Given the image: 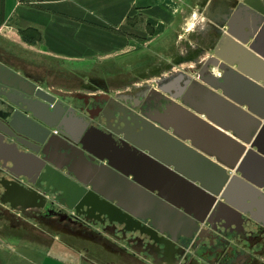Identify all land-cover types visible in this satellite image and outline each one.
Instances as JSON below:
<instances>
[{
    "label": "crops",
    "instance_id": "0c3cea01",
    "mask_svg": "<svg viewBox=\"0 0 264 264\" xmlns=\"http://www.w3.org/2000/svg\"><path fill=\"white\" fill-rule=\"evenodd\" d=\"M263 10L264 0H41L32 6L4 0L0 63L36 82L56 102L60 92L66 94L61 106L63 134L83 149L77 167L84 166L82 176L71 173V178L98 204L89 193L93 186L99 196V190L109 193L112 185L114 205L120 195H126L127 206L135 214L148 221L151 217L146 211H153L155 219L160 215L157 220L162 226L156 236L167 238L173 228L185 240L193 226L167 217L166 210L157 209L146 195H140L138 208L133 207L134 188L107 173L105 165L111 163L127 174L128 181L137 178L156 194L165 176L155 172L158 168L145 155L154 154L179 177L197 182L222 176L219 169L229 178L240 176L234 171L228 174L224 162L246 160L248 178L243 181L248 187L237 182L231 187V195L241 204L231 202L236 207L232 209L240 212V218L231 214V225L234 231L237 223L239 230L226 244L240 245L241 255L231 254L229 263L264 264V162L248 154L250 145L244 139L254 131L252 127L249 133V121H259L256 113L264 112ZM21 30L36 32L40 39L25 43L15 38ZM252 31L255 35L249 38ZM24 151L30 152L15 139L0 140V164L16 170L13 174H20L22 183L34 171L31 164L28 169L21 166ZM151 181L159 186L152 188ZM171 187L168 184L166 190L174 195ZM181 188L175 189L181 208L187 206L185 202L198 208L197 196L183 195ZM11 196V202L0 197V212L12 209L24 215L18 209L22 196ZM112 215L115 221L126 223ZM251 217L254 224L246 223ZM6 223L7 216H0V226ZM128 223L139 232L136 247L122 249L118 246L123 244L117 242L111 243L116 248L110 251L86 249L79 254L86 260L79 263L61 254L41 256L34 249L19 252L20 246L9 253L8 235L0 232V264H180L182 254L196 256L197 264H220L216 258L220 251L212 253L210 248L209 253L197 255L191 245L185 251L180 243L169 245L170 260L163 258L160 244L142 242L147 226ZM199 226L209 228L204 222Z\"/></svg>",
    "mask_w": 264,
    "mask_h": 264
},
{
    "label": "flooded vegetation",
    "instance_id": "af4514ba",
    "mask_svg": "<svg viewBox=\"0 0 264 264\" xmlns=\"http://www.w3.org/2000/svg\"><path fill=\"white\" fill-rule=\"evenodd\" d=\"M251 33L254 34L253 31ZM261 34L264 36V32ZM28 81L32 85L36 84V82L30 79ZM19 85L21 86L20 83ZM25 88H28V90L31 89L30 86H26ZM31 97L35 98L34 96H30V98ZM65 98H67L66 94L60 92V101H62V104L66 103ZM8 99H10L12 102H9ZM22 100H24V98L21 95L9 92L8 89L4 88L3 85L0 84V127L5 128L4 124L6 123V117L9 114L14 113V111L18 112L17 117L21 120L22 125L24 122L28 124L27 129H24L22 125L18 126V129L21 130L23 134L18 133L14 128H11L5 129L6 133L3 132L2 136L5 139H15L19 144L22 143L21 145L25 150H29L27 146L34 149L35 151H37V155L46 160V165L42 168L40 174L37 177H26L25 182L23 183L26 187H32L38 190L45 196L46 200L43 205L29 206L22 204L18 209L24 211V216H27L32 220H36L40 224L48 227L50 231L56 232L60 235L62 231L71 232V230L77 228L82 229L87 233L93 234L99 238L108 239L112 243L118 242V240L116 239L118 236L129 238V240L133 242L135 239V235L139 232L135 231V228L131 223H120L118 221H115V217L113 215H109L108 213H106L105 215L100 214V212H104V209L99 210L98 203H96L94 200L91 201L89 199V196H87V194H84L83 192L78 198V189L72 183L68 182L65 178L52 170V168L56 166L61 168L63 174L66 173V175H71V173H75L76 175L78 174L79 176H82L81 174L83 172L82 169H84V166L80 165L81 169H79L81 171L77 169L79 157L76 154L74 147L69 145L63 146V148L61 149L63 156H60L57 151H55L57 146L60 147L61 145L55 140L56 135L60 134L57 130L52 129L50 134L45 137V139L49 140L52 144L50 148L47 149L45 145L38 142L44 138L43 134L39 131V128L36 127V124L34 122L35 118L30 112L26 113L29 117V120L21 115V113L25 111L21 108L23 107ZM28 102H30V100H28ZM256 115L262 124L259 122L258 126L256 127L251 124V121H249L248 131H251L252 127H254V131H251V136H247L245 138L243 137L244 139H247V141H251L252 139H254L256 134L260 133L261 130L262 132L264 131V112L256 113ZM49 122L54 123L52 120H50ZM71 142L74 143L77 147H80L78 143L74 141ZM257 143L264 150V144L261 143V140L257 141ZM243 162L246 165V160H244ZM224 163L227 165L226 171L228 174L233 171L236 174L232 166L237 167L240 165V163H242V161H239L238 163L236 162V160H227ZM245 165L242 167V170L247 174ZM10 169L12 170V173H16V170H13L12 168ZM157 170L158 172L155 171L156 173L161 174V176H165L164 180L162 179V187L159 186L156 181L149 182V185L152 186V188H154L155 186H159L162 190L158 193H161L164 197L171 198L175 202L181 204V201L177 200V198H175V195H172L171 192L166 190L169 184L173 189L181 186V190H186V192H189L190 195L197 196L198 198V208L190 207L186 202L185 204L187 206H184V208L190 210L192 212V215H194L196 218L205 220L204 224L209 228L201 227V237H198L195 240L191 241V243L188 244V247L191 245L193 249L195 248L197 255L209 253L210 248L212 253L214 251H220V254L218 253V257H216L220 264H230L229 262L231 260L229 261V259H231V254H235V257L241 255V253L239 252L240 250H238L240 245H237L236 247L226 245L228 243L227 239L235 234V229L239 230V228L236 227L233 231L222 227V224H224L225 226H231L233 222L232 216L228 214L221 206V202L225 201L222 196H226L227 199L230 200V202H232L233 204H236L238 206L241 205L239 200H236L233 195H231V188H228L232 178H229L228 176L223 178L222 176L217 175L216 177L208 178V182L205 181V178H200L198 182H195H197L198 185L205 184L206 186V188L203 190V194H201L200 192H197L193 188H191L190 185L180 182L179 178H177L173 174H169L165 169H160V171L159 169ZM26 172L30 174L29 171ZM0 177L13 179V175L11 173L3 171L0 172ZM1 180L2 179L0 178V188H2L4 192L0 193V197L3 200H9L11 202L13 198L11 194L7 193L3 189ZM93 187L97 189L96 186ZM207 195L211 196L208 200L205 199ZM201 197H203V199H201ZM146 213H148V215L151 217L148 222H154L156 226H162V224H160L161 222L155 219L153 211H146ZM0 215H7V211L3 210L2 212H0ZM220 218H226V222L223 221L219 223L218 219ZM212 227H215V230H213ZM170 229L171 234L176 236L175 229ZM143 231H145L146 233L141 235L142 242H146L147 246L148 244H150L149 246H151V241L156 242V244H160L162 246V254L164 256L163 258L166 257L170 260L171 257L169 255L171 248L168 245L166 239L161 236H156L152 233H149V231L145 228ZM241 243L242 242H239V244ZM198 245H200L201 248L196 249ZM183 252L184 251L181 249V253ZM175 253L177 257V251H175ZM211 257V260L215 259L213 256ZM178 258L180 257L178 256ZM178 261H182L180 264H197L198 262L196 256L186 255L183 257V254Z\"/></svg>",
    "mask_w": 264,
    "mask_h": 264
},
{
    "label": "water",
    "instance_id": "95a60500",
    "mask_svg": "<svg viewBox=\"0 0 264 264\" xmlns=\"http://www.w3.org/2000/svg\"><path fill=\"white\" fill-rule=\"evenodd\" d=\"M262 13H264V10L262 11ZM254 35L255 34H253V33H249L247 36L250 38L252 36L254 37ZM261 41L263 42V35L262 34H261ZM250 49H255V45H251ZM3 67H4V65H2L0 63V84L3 85L4 88L8 89L9 92L21 95L24 98V100H22L23 107H21V108L25 111H23L22 113L20 112V113H21V115H23L24 118H27L28 120H29V117L26 114L28 112H30L33 115V117L35 118L34 122L36 124V127L39 128V131L43 134V137H44L43 139H41L38 142L45 145L47 149L50 148L52 146V144L49 140H46L45 137L48 134H50V132L53 128H56L60 134L56 135L55 140H56V142H58L61 145H60V147L57 146L55 151H57V153L60 154V156H63L61 149L63 148V146L69 145V146H72L75 148V152L78 156H83V149L77 147L74 143H72L63 134V132H65V130L63 129V125L61 122L63 117H64V110H63V108H61V106L63 105L62 101L59 100L58 102H56V98L54 96H52L49 92L43 90L37 84L32 85L23 76H18L15 73H12L7 67L6 68H3ZM19 83L21 84V86L19 85ZM26 86L27 87L30 86L31 89L28 90L27 88H25ZM30 96H34L35 98H32V97L30 98ZM26 99L30 100V102H28V100H26ZM8 100H9V102H12L10 99H8ZM54 104L56 106H54ZM70 111H73V109L71 108ZM17 114H18V112L14 111V113H11L6 117V119H5L6 123L4 124L5 128L0 127V140L3 138V136H2L3 132L6 133L5 129L14 128L16 130V132L23 134L22 131L18 129V126L22 125V122L17 117ZM50 120H52L54 123H50L49 122ZM251 122H253L254 126L257 127L258 123L260 121H251ZM27 125L28 124L26 122H24L22 127L24 129H27L28 128ZM263 132L261 130L260 133H257L255 140L253 142L246 140L247 143H249V145H250V148H249L250 150H249L248 154L250 156L251 155L256 156L257 158L262 160V162H264V150L260 147V145L257 143V141H259V140L262 141V139L264 140V133ZM256 138H257V140H256ZM121 142H123V140H121ZM20 144H22V143H20ZM27 148L30 150L29 153H27L25 151L21 152V158H22L21 159V166L22 167L25 166L24 168L28 169L26 166L28 164L29 165L31 164L34 171L30 175L37 177L40 174V171L42 170V168L45 167L46 160L36 156L37 151H35L34 149H32L28 146H27ZM254 148L257 149V152L253 151ZM133 149H134V151L137 152L139 148L135 147ZM243 149H244V147H241V150H243ZM260 155H263V157H261ZM145 157H147L151 160V164L153 167H156L158 169H165L169 174H173L174 176L179 178L180 182L190 185L191 188H193L197 192H200L201 194H203V190L206 188L205 184L197 185V184H194L196 182L193 179H190L188 177H183V176L179 177L178 172L175 169L169 168L170 166L167 163L160 161L158 159V157L155 156L154 154H149L148 156L145 155L144 158ZM29 160H31L30 163H29ZM244 165H245V163L242 162L239 166H237V164H236L237 167L232 166V168H234V170L236 172L235 175L239 174L240 176H233V178H232V180L228 186L229 189L236 182L243 184L244 186L248 185V184L244 183V181H243V178L244 179L248 178L242 170V167ZM103 169L106 170L107 173L112 174L118 181L125 182L127 184L132 185V187L135 190L134 191V197L132 199L133 200V204H132L133 207L138 208L140 205V201H141L139 198L140 195H146L150 198V201H151L153 206H155L159 210L160 209L166 210L165 212L168 214L167 217H169L171 219L177 218L180 222L190 223L193 226V229L191 230V232L184 235L185 240L181 239L182 235L174 236L172 234H169V236L167 238H165L168 245L173 246V243H180L182 245L183 249L185 250V249H187L188 244L191 243V241L195 240L198 237H201L200 233L202 230H201V226H199V223H203L205 220L196 218L194 215H192L191 211H189L188 209H186L184 207L182 209L180 204L175 202L173 199L164 197L161 193L155 194L153 189H149L150 191H147V189H146L147 187H145L143 184H141L139 179L133 178L132 181H128L127 180V174L119 171V169H117V168H114L111 163H108L107 165H105V167H103ZM52 170L54 172L58 173L63 178H65L68 182L72 183L78 189V194L80 192L79 195H81L82 192L85 191V188L79 183L78 180H73L70 175L63 174L60 167L55 166L52 168ZM1 171L9 172L13 175V179L0 177L2 179L1 180L2 187L7 193H9V194L19 193L20 196H22L23 204H25V205H29V206L43 205V203L46 200L45 196L43 194H41L35 188L26 187L20 181V174L14 175L12 173V170L9 168V166L6 163L0 164V172ZM219 171L222 173V177L225 178L226 177L225 171L223 169L222 170L219 169L218 172ZM155 179L158 180L159 176H155ZM253 181L251 184L256 186V183ZM175 189L172 190V193L174 195H175ZM108 191H109V193H103L102 191L99 190V196H98V194L95 191V188L93 187L91 192H89L92 194V197L95 200H99V207H103L104 209H106L108 211V212H104V213H108L109 215H111V214L117 215L118 217H120L121 221H124L126 223L135 222L137 224H140V223L145 224L147 226L146 229L149 231V233L156 234L157 232H159V227L156 226V224L154 222H148V219L145 216H140L138 214H135L134 212H132L128 208L127 205L129 204V199L127 198L126 195H120V197H118L119 203L117 205H114L112 203V201L114 200L113 196L115 195V194H113V192H115L114 187L112 185L109 186ZM181 192L183 195L184 194L187 195V192H183L182 190H181ZM79 195H77V196L79 197ZM210 197L211 196L207 195L205 199L208 200ZM222 198L225 200V201L221 202V206L223 208H226L224 210H227L228 212H230L228 214H230V215L233 214V215H236L240 218V212H237L235 210L236 207L231 205L232 203L230 202V200H228L227 197L224 195L222 196ZM232 208H235V209H232ZM159 217H161V216L158 215L157 219H160ZM252 220H255V219L253 217H251V219H248L246 223L254 224V222ZM223 221L226 222V218L218 219L219 223L223 222ZM244 222H245V220H244ZM244 222L242 223V226L239 225L242 229L244 226ZM222 227L225 229L233 230L232 225L231 226H229V225L225 226L224 224H222ZM236 227L238 228L237 224H236ZM212 229L215 230V227H212ZM257 229L259 230V227H257Z\"/></svg>",
    "mask_w": 264,
    "mask_h": 264
},
{
    "label": "rangeland",
    "instance_id": "374dc122",
    "mask_svg": "<svg viewBox=\"0 0 264 264\" xmlns=\"http://www.w3.org/2000/svg\"><path fill=\"white\" fill-rule=\"evenodd\" d=\"M2 21L4 20L2 19ZM14 23L15 20H13L12 24ZM17 37L22 38L25 43H29V41L35 42L40 39L36 32H31L30 30L28 32L21 30V32L18 33V36H15V38ZM56 83H60L61 85L62 81L57 79ZM0 216H2V218L7 216L6 226H0V232L7 233L8 235L9 240L7 244L9 253L12 249L20 246L18 248L19 252L27 253L29 252L28 250L34 249L39 250L41 256L44 253L55 255L61 254L79 263L86 260L85 257L79 255L86 249H102L104 251H110L112 248H116L111 244V241L103 242L102 238L87 233L82 229L75 228L71 230V232L62 231L61 235L57 234L56 232L50 231L45 225H42L27 216L21 215V213L14 212L12 209L7 210V215ZM116 239L123 244V246H118L119 248L125 249L126 247H136L135 241L131 242L129 238L118 236ZM87 258L93 261L99 260V257L95 256H87ZM103 263L107 264L106 262Z\"/></svg>",
    "mask_w": 264,
    "mask_h": 264
},
{
    "label": "trees",
    "instance_id": "16d2710c",
    "mask_svg": "<svg viewBox=\"0 0 264 264\" xmlns=\"http://www.w3.org/2000/svg\"><path fill=\"white\" fill-rule=\"evenodd\" d=\"M22 4L27 6H32L38 3L41 0H19ZM2 19L4 20V0H0V23H2ZM29 43H31L29 41Z\"/></svg>",
    "mask_w": 264,
    "mask_h": 264
},
{
    "label": "bare ground",
    "instance_id": "6f19581e",
    "mask_svg": "<svg viewBox=\"0 0 264 264\" xmlns=\"http://www.w3.org/2000/svg\"><path fill=\"white\" fill-rule=\"evenodd\" d=\"M224 48V47H223ZM28 89V88H27Z\"/></svg>",
    "mask_w": 264,
    "mask_h": 264
}]
</instances>
